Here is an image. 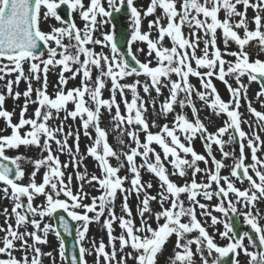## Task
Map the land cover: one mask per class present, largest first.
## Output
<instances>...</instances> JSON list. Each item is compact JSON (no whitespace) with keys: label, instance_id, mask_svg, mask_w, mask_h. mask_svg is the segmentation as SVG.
Returning <instances> with one entry per match:
<instances>
[{"label":"snow or ice","instance_id":"6c2138e0","mask_svg":"<svg viewBox=\"0 0 264 264\" xmlns=\"http://www.w3.org/2000/svg\"><path fill=\"white\" fill-rule=\"evenodd\" d=\"M249 9L254 12L251 19ZM158 10L160 15H156ZM77 16L82 27L76 23ZM153 16L145 31L144 20ZM118 17H125L123 22L131 29L123 33L126 50H121L115 39ZM44 25H48L47 31ZM109 27L111 30H105ZM218 30L224 51L217 44ZM166 38L171 47L164 46ZM253 43L264 53V0H150L146 9L138 8L135 0H0V80L15 74L14 79L6 80V94L0 92V119L5 123L0 129V192L13 202L11 214L4 209L6 226L0 227L5 233L0 238V264H43L45 256L55 264L53 253L40 247L49 243V234L59 240L62 264H88L89 255L95 257V264H128L129 260L157 264L158 255L173 236L169 264H197V257L199 264H241V254L248 258L247 264H264V224L260 223L264 216L256 207L264 199V158L258 155L264 152V112L253 107L247 95L249 85L259 83L256 100L264 107V60L250 58L248 48ZM134 44L146 45V53L142 47L134 52ZM232 44L236 45L234 51L229 50ZM97 47L101 50L96 51ZM140 53L145 54L143 62ZM55 68L59 72L52 96L48 74ZM192 77L197 78L199 87L191 83ZM77 78L79 85L68 88L69 81ZM132 78L131 83L123 82ZM213 79L226 86L228 101L222 99ZM21 81L27 83L26 90L13 92V85ZM33 81L39 87L34 88ZM106 89L109 98H104ZM165 89L168 95L160 100ZM21 96L24 102L14 123L15 109L7 110L5 103L9 97L19 101ZM242 101L254 123L242 119ZM197 102L202 107L198 108ZM30 105L36 107L29 117ZM149 108L154 117L151 121ZM204 108L216 117H226L214 132L200 117ZM105 112L110 116L109 128L101 126ZM169 115L171 123H157ZM69 119H79V127L67 125ZM55 120L60 123H50ZM242 124L250 131L245 132ZM9 129L10 134H2ZM81 129L90 141L86 155L95 160L100 175H89L86 168L80 171L85 158L80 151ZM110 135L115 145L109 142ZM196 139L202 141L206 154L195 151ZM214 145L220 159L214 154ZM230 145L238 147V155L235 147L228 150ZM21 148L38 149L39 156L29 157ZM65 153L70 160L62 163L60 155ZM227 160L232 163L226 164ZM209 162L213 167H208ZM70 166L80 182L76 191L73 175L65 177ZM224 168L229 169L228 175L221 174ZM122 170L127 174L120 175ZM142 170L157 178L156 195L149 191L153 184L143 182ZM198 174L206 179L198 182ZM174 176L185 182L178 185ZM236 182L248 187L239 188ZM85 184L99 195L90 196ZM118 195L122 198L119 216L115 211ZM133 195L138 200V225L129 205ZM38 197H43L42 203L34 204ZM214 197L218 203L212 208L201 202V198L211 201ZM152 202L159 210H153ZM61 211L66 215H60ZM213 211L224 219L212 215ZM198 215L210 218L211 226L222 224L224 230L217 229L216 234L227 243L218 244ZM12 217L15 227L9 222ZM102 217L107 246L103 239L88 238L90 225L100 223ZM239 217L248 231L237 227ZM70 221L77 225L78 251L69 257L62 232L72 235ZM117 222L121 229L118 236L113 234ZM28 226L32 231H27ZM21 227L25 231H19ZM85 242L90 247H85ZM16 251L23 253L20 258Z\"/></svg>","mask_w":264,"mask_h":264},{"label":"rangeland","instance_id":"374dc122","mask_svg":"<svg viewBox=\"0 0 264 264\" xmlns=\"http://www.w3.org/2000/svg\"><path fill=\"white\" fill-rule=\"evenodd\" d=\"M136 2V6L138 8H145L147 7L146 5V2H144L143 0H135ZM156 15H159V14H156ZM254 15V12L253 10L249 9L248 11V16L249 18L251 19V17ZM223 17V14L221 13V18ZM155 17H148L144 20L143 22V29L145 31H147V24H148V20L149 19H154ZM75 20H76V23L78 24V26H81L82 27V21H80L79 17H75ZM119 20L123 23V25L127 28L128 32H130V25H127L125 24L123 21L126 20L125 17H119ZM50 23H55L54 21L50 22ZM250 28H254V25L250 23L249 25ZM44 30L47 31L48 30V25H44ZM105 30H111L110 27L105 29ZM188 29L187 27L184 28V32L185 34L188 33ZM116 35H117V27H116V33H115V39H116ZM153 38L156 37V33L153 32ZM97 36H99V33H97ZM217 44H218V47L221 48L222 51H224V45H223V42H222V36L218 30V33H217ZM130 38V37H129ZM164 46L166 47H171V41L166 38L165 41H164ZM144 48L145 49V53L147 51V48H146V45L144 44H134L133 45V51L135 52V50L137 48ZM200 47L202 48L203 45L201 44ZM101 49L99 47H97L96 51H100ZM121 50H126V46L125 48H122ZM229 50H236V45L235 44H232L229 48ZM105 52L108 51V49H104ZM248 51H249V54H250V58L252 60H255L257 58L261 59V60H264V53H260L258 51V49L256 48L255 44L253 43L251 46H249L248 48ZM200 53L198 52V55ZM138 58L143 62L145 60V54L144 53H140ZM226 60H232L233 58L232 57H228V56H225L224 57ZM195 66V65H193ZM24 69H25V72L27 73L28 71V65L25 64L24 65ZM203 71V70H202ZM58 72H59V68H55V69H52L49 74H48V81H49V86H48V93L49 95H52L54 96V93L56 91V84H57V81H58ZM95 74V72H94ZM68 75V74H66ZM15 78V74L11 75V76H8L5 78V80H0V92H4L6 94V88H5V84H6V80L8 79H14ZM135 78H132V79H126L125 81H123L124 83H131L133 82ZM141 80H143L144 78L141 77L140 78ZM173 79H176L175 76H173ZM191 80V83L196 85L197 87H199V81L197 80V78L195 77H192L190 78ZM230 83L233 84V87H235V82L233 80H230L229 81ZM213 83L215 84L219 94L221 95L222 99H224L225 101H228L230 99V95H229V92L226 88V86L219 80L217 79H213ZM244 83L247 84V79L245 78L244 80ZM79 85V78H77L76 80H70L67 87L68 88H72V87H76ZM33 87H39V85L33 81ZM27 88V83L25 81H21L20 84L17 86V85H13V92H16V91H19L21 93H23ZM109 88H110V84H109ZM260 90V85L257 83V82H253L249 85L248 87V98L249 100L252 101V105L253 107H255L258 111H261V112H264V107L261 106V103L260 102H257L256 100V93ZM164 92V95L163 97L160 98V100H163L164 97H166L168 95V92L167 90H163ZM129 95V99H130V93L128 94ZM140 95L141 96H145V94L143 93L142 89H140ZM153 96H155V92L153 91L152 93ZM110 96V92L106 89L104 91V98H109ZM35 98V95H33V99ZM145 99H147V97L145 96ZM117 100L119 101L120 100V97L119 95H117ZM23 97L21 96V99L19 101H15L13 100L12 98H8L6 100V103H5V107L7 110L9 111H12L13 109H15V115L13 117V122L16 123L18 122V119H19V111H20V107L23 105ZM36 105H30L29 106V109H28V113H27V116H31L34 112V109H35ZM73 105L69 104L68 105V108L71 110L73 109ZM197 107L200 108L202 107L201 104L199 102H197ZM121 111L123 112L124 109H123V104H121ZM177 111H180L179 108H177ZM187 111L188 115H189V118H191V112L190 110H185ZM240 112L242 113V119H245V120H248L250 122H253L254 123V120L255 118L252 117L249 112H248V109H247V106H246V103L244 101H242L241 103V108H240ZM64 113H61V118L63 117ZM147 116H148V119L149 121H151L152 119H154L153 115H152V110L151 108H149V111L147 113ZM200 117L201 119L205 122V124L208 126L209 128V131L210 132H214L218 127L222 126L223 125V120L226 119L225 116H221V117H216L214 114L211 113V111L207 108H204L201 112H200ZM173 117L172 115H169L168 118L165 120L164 118H159L157 119V123L163 125L164 123H171ZM109 120H110V116L107 112H105L103 114V117H102V127H105V128H109L110 125H109ZM51 124H59L60 121L59 120H55V121H51L50 122ZM67 125L71 126L73 129H76L79 127V119H77L76 121H72L71 119L67 120L65 122ZM5 127V123L2 119H0V129H4ZM242 128L245 132H249L250 129L248 127L247 124H242ZM153 132L155 131H158V129L156 128H153L152 129ZM81 132V135H80V151L82 154H85V158L83 160V165L81 166L80 168V171H84L85 168L87 170V172L89 173V175L91 174H96V175H100V171H99V168H98V165L97 163L95 162V160L90 157V156H87L86 155V149H87V146H89L90 144V141L88 140V138H86L84 135H83V131L82 129L80 130ZM2 134H5V135H8L10 134V129L8 131H5L3 132ZM261 138L264 139V133H261ZM141 139H143V137H141ZM225 139H227V136H225ZM109 142L112 143L113 145H115V141L113 139V136L110 135L109 136ZM69 144L72 145L73 144V140L72 138H69ZM56 146L53 144V148H55ZM153 147H156V150L157 151H161L159 149L158 146L156 145H153ZM193 147L195 149V151H197V153H200V154H206L205 152V148L203 146V143L201 140L199 139H196L194 142H193ZM233 147H235V150H236V154L238 155L239 154V149L238 147L234 146V145H230L228 146V150H231ZM213 151H214V154L216 155L217 159H220L221 156H220V152L219 150L216 148V146L214 145L213 146ZM246 151V155L248 156V160L247 162L248 163H251V157H250V152L248 149L245 150ZM20 152L29 156V157H33V158H36L39 156V150L38 149H31V150H26L24 148H21L20 149ZM15 153L14 152H10L9 155H14ZM258 155H260L262 158H264V152H260L258 153ZM60 159H61V162H67L70 160V157L67 153L65 154H61L60 155ZM111 163L115 166L116 165V161L115 160H112ZM137 163H140V160L139 158H137ZM226 164H231L232 161L231 160H227L225 161ZM200 167L201 168H204L205 165L201 162L200 163ZM209 168L213 167L211 162H209V165H208ZM27 171H31V167L29 166ZM169 171H171V168L169 166ZM42 173H43V169L41 170L40 173H38L37 175V182H41V179H42ZM69 174H72L73 175V182H72V187H73V191H76L77 190V185L80 183L79 181H77L75 179V170L73 167H68L66 170H65V177H67ZM127 172L126 170H122L120 175H126ZM221 174L222 175H228L229 174V169L228 168H224L222 169L221 171ZM190 175V174H189ZM172 179L178 184V185H182L185 181L184 179L180 178V177H177V176H174L172 177ZM206 177H204L202 174H198L197 175V180L198 182L199 181H202V180H205ZM142 180L143 182H151L153 184V187L152 189H150V194L152 195H156L157 192L159 191V187H158V180L156 177H154V175H152L151 173H148L147 171H143L142 170ZM25 183H27V180H25ZM126 187L128 186L127 184L125 185ZM236 186L239 187V188H247L248 185L247 183L241 185L239 182H236ZM0 188H3V185L0 184ZM84 190L86 192H88L90 194V196H97L99 195V192H97L92 186H89L87 184H85L84 186ZM9 194H10V190H9ZM63 198V197H61ZM182 198H184L182 196ZM230 199H234V196H232V194H230L229 196ZM43 201V197H38L35 201H34V204H40L42 203ZM85 202H90V200L88 201H85ZM201 202L202 203H206L209 205L210 208H212L213 206H215L217 203H218V199L217 198H213L211 201H206V200H203L201 198ZM138 204V200L137 198L133 195L130 197L129 199V205L130 207L132 208V211H133V216L136 220V223L137 225L139 224V217L137 216V211H136V206ZM121 206H122V198L118 195L116 201H115V211H116V214L119 216L121 215ZM167 206V205H165ZM13 207V202L11 199H7V198H4V194L3 192H0V227H3V226H6L5 225V215H4V209H8V212L9 214H11V208ZM151 207L153 208L154 211H157L159 210V205L156 203V202H152L151 203ZM240 207V206H238ZM256 207L260 210V213L262 216H264V199H261L259 202H257L256 204ZM197 212L199 213V209H197ZM212 215H215L217 217H219L221 220L224 219V217L222 216V214L218 213V212H215L213 211L212 212ZM241 222H242V225H243V229L244 231H248L249 228L248 226L244 225L243 224V220H242V217H239ZM103 219L104 217L101 218V222L100 223H93L90 225L89 227V232H88V238L89 240L95 238V240L97 242H99L101 239H103V241L105 242L106 246L108 244V237H107V232H106V229L103 227ZM198 219H200L202 221V223L204 224V226L207 228V230L209 231L210 234H212L213 236L216 237V242L220 245H224L227 243V241L225 240H222L220 239V237L216 234L217 233V229H219L220 231H223V225L222 224H218L216 226H211V220L210 218L208 217H201L198 215ZM10 223L13 224V226L15 227V218L12 217L9 221ZM75 225H76V222H74ZM261 224H264V220H261L260 221ZM77 226V225H76ZM153 227H155V224L153 223ZM113 234L118 236L121 232V229L119 227V224L118 222L117 223H114L113 224ZM19 231L23 232L25 231V228L21 227L19 229ZM27 231H32V228L31 226H28L27 228ZM5 233L3 232H0V238H2L4 236ZM48 240H49V243L46 244V245H42L40 246L42 251L43 252H52L53 253V257L55 258V264H62L60 258H59V240L52 234H49V237H48ZM32 241L29 240V243H31ZM245 243H247V241H245ZM174 244H175V236L171 237L170 240L167 242L164 250H163V253L158 255V260H157V264H169L168 262V258L173 254V247H174ZM2 246V245H0ZM17 246H19V242H17ZM85 247H90V244L88 242H85L84 244ZM119 247V245L117 244V248ZM106 250H109L106 248ZM130 250V249H129ZM251 250V248H250ZM17 258H20L22 256V252L20 251H16L14 253ZM87 261H88V264H95V257L93 255H89L86 257ZM197 259V264H199V260H198V257L196 258ZM240 259V262L241 264H247V257H245L243 254H241V256L239 257ZM42 261H43V264H52V260L49 259L48 257H43L42 258ZM64 264H66V262H64ZM128 264H133V261L129 260L128 261Z\"/></svg>","mask_w":264,"mask_h":264},{"label":"water","instance_id":"95a60500","mask_svg":"<svg viewBox=\"0 0 264 264\" xmlns=\"http://www.w3.org/2000/svg\"><path fill=\"white\" fill-rule=\"evenodd\" d=\"M125 32H127V31L121 25H119L118 45L121 46V47L125 45V39H124V35H123V33H125ZM59 214L60 215H66L62 211ZM70 226L72 227V235H67V234H65V233L62 232V235H63L64 240H65V243H66L67 252H68L69 257L71 256V254L74 251H77V247H76V244H75V235H76V232H75L74 226L71 223V221H70ZM237 227L240 228V222L237 224Z\"/></svg>","mask_w":264,"mask_h":264},{"label":"bare ground","instance_id":"6f19581e","mask_svg":"<svg viewBox=\"0 0 264 264\" xmlns=\"http://www.w3.org/2000/svg\"><path fill=\"white\" fill-rule=\"evenodd\" d=\"M144 2H146V5L148 6V4L150 3V0H143ZM156 14H161V11L160 10H158L157 11V13Z\"/></svg>","mask_w":264,"mask_h":264}]
</instances>
